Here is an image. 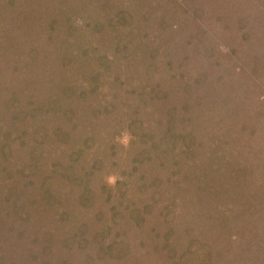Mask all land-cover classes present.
<instances>
[{
	"label": "trees",
	"instance_id": "obj_1",
	"mask_svg": "<svg viewBox=\"0 0 264 264\" xmlns=\"http://www.w3.org/2000/svg\"><path fill=\"white\" fill-rule=\"evenodd\" d=\"M258 1L264 7V0ZM15 5L12 0L0 7V37L14 39L11 44H0V75L9 71L15 78L40 79L36 70L53 60V46H59L55 51L60 50V55L54 69L58 75L44 76L48 81L54 79L53 87L41 84L37 94L26 96L16 93L25 85L23 81L0 88V264H103L101 260L105 264H227L229 257L233 264H264V208L260 211L250 199L256 191L264 194V181L255 190L249 189L255 182L249 183V179L256 172L253 165L237 159L232 142L236 135L225 139L216 128L211 134L202 121L214 106L211 95L216 86L207 76L205 96L202 92L199 101L177 100L179 104L175 102L167 112L169 93L178 98L184 90L194 95L197 86L204 87L201 74L187 73L193 54L184 51L177 69L166 71V87L157 90L143 82L140 87H111L118 78L111 70L116 59L142 56L151 35L144 29L147 11L137 8L140 22L123 8L113 15L96 13L93 30H107L81 50L75 45V20L66 24L55 41H49L54 33L47 30L48 55L49 48L36 52L29 46L40 37H30L28 30H11L5 10ZM32 8L29 18L40 11ZM103 17L105 21H101ZM49 19L45 21L55 32L56 21ZM242 25L235 29L236 40L250 50L255 65L241 67L240 73L261 78L264 24L249 29L247 19ZM206 32L196 38L197 43L190 42L198 54L197 46ZM17 33L32 39L25 49L15 47ZM100 41L114 46V60L108 61L103 54L102 59L94 60ZM69 42H74L72 52L67 50ZM74 62L78 64L74 66ZM78 73L84 74L79 78ZM130 76L140 77L137 72ZM261 88L264 95V84ZM6 90L24 103L19 101L10 116L13 121L4 123L1 100L8 95ZM260 93L254 95L259 101L263 98ZM152 102L158 104L160 118L147 117L150 112L145 110ZM113 121L132 132L131 144L138 145L136 154L142 155L145 168L140 175L136 166L130 174L122 167L115 186L110 185L108 197L101 202L94 182L101 176L99 167L107 162L104 151H111L106 144L114 147V138L123 132L110 129ZM110 160L109 166L118 162L115 157ZM130 182L136 183L134 194L126 188ZM76 194L77 199H69ZM136 198L140 199L137 203ZM107 210L111 212L107 214ZM121 219L130 226L128 230ZM119 230L135 234L125 242Z\"/></svg>",
	"mask_w": 264,
	"mask_h": 264
},
{
	"label": "rangeland",
	"instance_id": "obj_2",
	"mask_svg": "<svg viewBox=\"0 0 264 264\" xmlns=\"http://www.w3.org/2000/svg\"><path fill=\"white\" fill-rule=\"evenodd\" d=\"M9 1L12 0H0V7L4 4V2ZM28 1L29 2L26 6H23L26 0H15V4L17 5L11 6L12 9L10 11L4 9L6 11L7 21L12 31L18 32V30H20V32H23L24 30H28L32 34L29 35L30 37L34 34L35 36L33 37H40L41 39L39 42H32L29 46L33 50H36V52L49 48L50 50L48 51V55H50L51 52V45L46 43L48 39H45L46 36L44 34L47 30L48 32L54 33L52 35L53 38L49 39V41H55L57 34L62 33L65 30L67 26L66 24L69 22L72 23V20H75L74 24L78 29L77 31H74L75 34L73 33L75 35L74 39L76 38L75 45L78 46L79 49L81 47L87 48L88 46H91L92 42L97 40L102 34L101 32H104L106 29L104 27L98 33L93 30L92 23L93 19L97 15L96 13H108L109 15H113L117 13L119 9L123 8L127 13H131L134 16V21L140 22L142 20L140 18L141 14H137L138 9L140 12L142 11V13H146L147 11L149 20L145 23L144 29L151 35H149L150 39L146 43V47L142 50V56L140 57L139 55L136 57V54H134V58L133 55H131L133 60L116 59V63L112 66L111 70L112 75L117 74L118 78L114 83H112L111 87L124 88L126 86H131L132 84L140 87L141 82H143V85H147L148 88L154 87L157 88V90L159 88L166 87V71H169L170 69L176 70L177 66L181 64L183 52H190L193 56L189 61V67L186 68L187 73L201 74V86L204 87L197 86L196 90L199 89V91H197L194 95H190L184 90V93L178 96L179 99L176 97L177 95L172 98V94L169 93L167 112L170 107L174 106V103L177 100H179V102L182 101L183 103L196 100L199 101V97L200 94L202 95V92H204L203 95L205 96L206 89L204 84L206 83V77L208 76V78L216 86L211 95V99L214 101V106H211V113L206 114L204 118L202 117V121L205 124V127L212 130L211 134L215 132L214 128H216V131H218L219 134H223L225 139H230L229 136L234 137L236 135L235 140L232 142L236 145L235 150H237V159L242 161L240 163L247 162L250 166L253 165L256 172L255 177H251L249 179V183L251 181H255L251 184L253 188L249 189L255 190L262 184L264 181V95L260 92L262 90L261 86L264 84V67L263 64H260L258 69V73L261 74V78H257V75H252L251 78H248V75L240 73L241 67L247 68V66H251L252 64L255 65V63H252L253 61L249 55L250 50L248 52L247 47L243 44L241 45V42L236 40L237 33H235V29L240 30L241 26H243V22L247 19V28L257 29L262 27L264 24V7H262L263 4L261 1L137 0L136 3L135 0H110V3L108 0H98V2H94L92 0ZM94 5H98V7H94ZM32 6L34 7L32 8ZM31 8L35 11H37V9L40 10L36 17H33L32 15L29 18V14L32 13ZM45 8L50 13H47L44 10L42 11V9ZM137 16H139V19H137ZM243 17L245 19H243ZM49 18L55 19L56 23L54 25L57 32L49 29L47 22L45 21L50 20ZM29 19L34 20L33 24H31ZM105 19L106 18L103 17L101 18V21H105ZM228 27L232 28L228 29ZM199 28L201 30H199ZM205 29L207 32L204 33V40L201 39L202 41L199 42L200 44H196L200 50V54H198L196 51H193L194 48L190 42L197 43L198 39L196 38L199 36L202 37V33ZM39 32L41 33L36 36V33ZM19 33L17 34L21 37H18L17 35L16 42L18 45L15 47L25 49V46L28 42H31L32 39L30 37L24 38V34ZM190 37H192L191 40ZM10 39L11 37L1 36L0 44L6 45V43H13L14 39ZM7 40L10 41L5 42ZM91 40L93 41L91 42ZM69 43H71V46L67 47V50L72 52L74 49V42ZM63 45L64 44H61L60 46ZM56 46L59 48L58 45ZM56 46L52 47L53 60H51L47 65L41 64L39 66L40 68H38L39 70H36L39 74L37 78L40 79L33 80L25 76L15 78L12 72L6 71L2 72L0 75V88L4 87L7 83L15 84L19 81H23L25 85L19 87L16 93L19 96H26L29 93L37 91V89H39V85L41 84H44L45 87H53L55 84L54 79L52 81H48L46 80L47 77L44 76L51 74L52 77H54V75L58 73L54 71L55 67L58 66V59L60 55V50L55 51L57 49ZM95 51L96 53L93 54L94 60H96L98 56L102 59L103 55H107L108 61H112L117 57L114 46L112 45L111 48L108 47L106 41H100L99 49ZM231 54L232 59L230 58ZM79 57H76V61L80 60ZM21 58L23 59V57ZM135 61H138L137 65H135ZM74 63V66L78 64V62ZM186 63L184 64L186 65ZM166 65H169V67H166ZM20 68L21 66L16 69ZM94 69H96L95 65ZM91 72L92 71L89 73ZM133 72H137L140 77L137 76V78L132 79L130 75ZM250 73L251 72H249V74ZM78 74V77L80 78L84 73ZM220 76H223V79H221ZM6 92L8 95L1 100V104L5 108L6 114L5 116H2L1 119V122L4 123L5 121L7 122V120L13 121V118L11 119L10 116L13 115L18 102L20 101V99H17L14 92L10 93L8 90H6ZM256 93H260V97L263 96L260 101L258 97H254ZM34 94L37 93L35 92ZM208 94L209 92L207 95ZM152 103L153 104H150L148 109L145 110L150 112V116L143 113H138L136 115H145L149 119L150 117L154 118V116L155 119L158 118V104H155V102ZM176 104L179 103L176 102ZM185 107L187 106L184 105V108ZM0 109H2L1 106ZM120 125L118 121H113L110 125V129H121L123 132L114 138V147H111L110 143L106 144V148L111 149V151H104L106 156L105 160L107 162L99 167L100 171H98V173L101 176L94 182L97 193L103 197L101 198V202H103L102 200L104 197L108 195V192H110V185L115 186L119 176V170L122 167H124V169L129 172L128 174H130L136 166L137 170L140 171V175H142L145 168V162L141 159L143 158L142 155L138 156L136 154V148L138 145L136 147L132 145L134 139V137L131 136L132 132L128 129V127H125L122 124ZM113 148L114 151L112 150ZM113 157H115V159L118 158V162L109 166L111 161L110 159H113ZM137 170L135 172H137ZM146 170L147 169H145V171ZM135 172L134 175L132 173V177L128 175L131 181L134 180ZM236 178V181L240 180L238 179V176ZM106 185H108L107 188H105ZM136 187V183L134 182L126 184V188L131 191L130 194H134L137 190ZM262 189L263 188H261V191ZM256 192H254V195H251L250 199L254 201V203L252 202L253 204L259 205L258 209L262 211L261 209L264 208V194L259 195L258 191ZM207 193L210 192L207 191ZM212 193L214 192L212 191ZM77 195L78 194H76L75 197L69 195V199H77ZM261 200L262 202H260ZM139 201L140 199L136 198L135 203ZM110 212L111 211L107 210V214ZM123 224H125L124 226L128 230L130 227L127 225L128 223H125L123 220ZM71 230L73 231V228H70L69 232ZM125 233L126 232H122L120 230L118 232V235H120L119 237H121L125 242H127L128 239H131L132 235L135 234V232H129L127 233L128 235ZM229 260L230 261H227L226 263L233 264L231 257H229ZM101 262L105 264V260H101Z\"/></svg>",
	"mask_w": 264,
	"mask_h": 264
}]
</instances>
